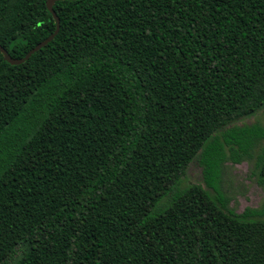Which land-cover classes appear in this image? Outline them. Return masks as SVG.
<instances>
[{"label": "trees", "instance_id": "obj_1", "mask_svg": "<svg viewBox=\"0 0 264 264\" xmlns=\"http://www.w3.org/2000/svg\"><path fill=\"white\" fill-rule=\"evenodd\" d=\"M47 0H0V46L50 36ZM59 31L0 53V264H264V0L55 2ZM197 160L206 187H180Z\"/></svg>", "mask_w": 264, "mask_h": 264}, {"label": "rangeland", "instance_id": "obj_2", "mask_svg": "<svg viewBox=\"0 0 264 264\" xmlns=\"http://www.w3.org/2000/svg\"><path fill=\"white\" fill-rule=\"evenodd\" d=\"M251 125L264 127V108L254 116L239 120L232 126L242 127ZM224 168L221 189H223V192L229 198L228 208L236 214H241L247 208L257 209L261 207L264 202V189L251 174L250 163L243 161L240 164L233 165L231 162H227ZM189 185H200L210 193H214L212 189L206 187L202 168L197 160H194L188 166L180 183L181 188Z\"/></svg>", "mask_w": 264, "mask_h": 264}, {"label": "water", "instance_id": "obj_3", "mask_svg": "<svg viewBox=\"0 0 264 264\" xmlns=\"http://www.w3.org/2000/svg\"><path fill=\"white\" fill-rule=\"evenodd\" d=\"M58 1H65V0H47L46 1V8L48 10V12H50V14L52 15V17L54 18L55 22H56V28L55 31L48 36L45 40H43L42 42H40L39 44H37L34 48H32L24 58L21 59H14L11 58L7 51L2 48L0 46V53L3 55V60L7 63H9L10 65H19L22 64L24 61L28 60L30 58L31 55H33L35 52L39 51L40 49H42L43 47H45L47 44H49L57 35L58 31H59V20L53 10V6L55 4V2ZM68 1H74V0H68Z\"/></svg>", "mask_w": 264, "mask_h": 264}]
</instances>
